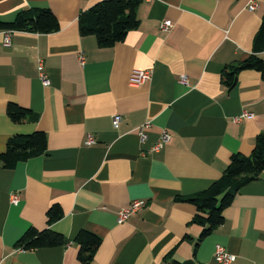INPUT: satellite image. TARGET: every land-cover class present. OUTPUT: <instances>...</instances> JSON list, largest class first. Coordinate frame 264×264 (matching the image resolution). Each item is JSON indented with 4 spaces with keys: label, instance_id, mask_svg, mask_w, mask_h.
<instances>
[{
    "label": "crops",
    "instance_id": "1",
    "mask_svg": "<svg viewBox=\"0 0 264 264\" xmlns=\"http://www.w3.org/2000/svg\"><path fill=\"white\" fill-rule=\"evenodd\" d=\"M100 1L0 0V22L37 8L59 25L51 34L12 32L8 45L0 32V154L13 135L46 136L44 154L11 170L0 166V264H161L170 252L177 262L216 264V246L232 256L230 264H264V170L235 193L221 225L195 250V207L174 201L205 190L231 155L248 156L264 132V71H241L231 89L220 78L250 55L264 0H140L138 27L110 48L78 32L79 13ZM161 22H169L167 31ZM135 70H150L149 79L131 86ZM8 104L36 121L14 124ZM146 122L142 144L137 129ZM163 131L169 141L147 152ZM134 201L144 205L118 223L117 212ZM52 205L61 217L49 229L66 244L15 247L27 229L47 228ZM81 231L100 240L88 263L77 257Z\"/></svg>",
    "mask_w": 264,
    "mask_h": 264
},
{
    "label": "trees",
    "instance_id": "2",
    "mask_svg": "<svg viewBox=\"0 0 264 264\" xmlns=\"http://www.w3.org/2000/svg\"><path fill=\"white\" fill-rule=\"evenodd\" d=\"M140 0H103L79 13L77 26L80 36H92L99 48H110L124 40L126 34L138 27L136 10ZM59 29L53 14L48 9L28 8L19 11L9 22H0V32H25L32 34H51ZM264 52V15L252 39L250 55L243 61L229 64L221 74V83L231 89L241 71H264L260 54ZM6 115L14 124L35 122L36 117L28 110L8 104ZM46 151V136L42 132L28 135H13L7 140L6 149L0 154V166L11 170L19 162L40 156ZM264 170V132L254 142L248 156L233 154L220 177L205 190L189 196H176L175 202L189 203L195 207L190 223L201 227L194 243L198 244L208 237L222 223V212L231 204L235 193L247 183L255 180ZM61 217L58 206L52 205L46 212L47 228L44 230L27 229L17 240L15 247L21 250H37L60 247L66 244L61 235L51 231L50 225ZM78 246L77 257L81 263H88L100 240L87 232H79L74 238ZM161 264H193L192 261L177 262L172 253L163 258Z\"/></svg>",
    "mask_w": 264,
    "mask_h": 264
},
{
    "label": "built area",
    "instance_id": "3",
    "mask_svg": "<svg viewBox=\"0 0 264 264\" xmlns=\"http://www.w3.org/2000/svg\"><path fill=\"white\" fill-rule=\"evenodd\" d=\"M254 8V2L249 4V9L252 10ZM159 29L162 31H167L169 29V22H161L159 24ZM9 35L10 32H5L3 43L4 45L9 44ZM37 72H38V80L40 81L43 87L49 86V79L46 75V72L43 67V62L41 59H38L36 62ZM150 77V70H135L132 72L129 78V84L131 86H138L148 80ZM179 82L181 84L186 83L185 77H180ZM252 117L251 114L242 113L241 118L250 119ZM120 122V116L114 115L112 116V125L113 127H117ZM150 124L146 122L141 127L137 129V136L139 141L143 144L147 140V136L145 133V129L149 128ZM169 141V135L166 132H161L158 136L157 141L147 149V152H158L164 144ZM87 145H93L94 141L91 136L87 135L86 138ZM17 202V196L13 195L11 197V203ZM143 202L134 201L131 202L125 209L119 210L117 212V221L118 223H123L131 214L137 211L139 208L143 206ZM232 256L229 255L221 246H216L214 250L213 260L216 264H230L232 261Z\"/></svg>",
    "mask_w": 264,
    "mask_h": 264
}]
</instances>
